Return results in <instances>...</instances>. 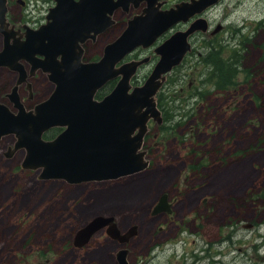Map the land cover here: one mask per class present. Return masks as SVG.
I'll return each instance as SVG.
<instances>
[{
  "label": "rangeland",
  "instance_id": "rangeland-1",
  "mask_svg": "<svg viewBox=\"0 0 264 264\" xmlns=\"http://www.w3.org/2000/svg\"><path fill=\"white\" fill-rule=\"evenodd\" d=\"M51 3L9 0L8 16L37 25ZM202 15L211 31L222 28L213 36L197 33L192 47L206 56L210 49L201 46L212 42L226 66L236 52L233 85L215 90L213 65L195 56L170 71L156 98L171 119L163 130L149 122L158 135L145 141L150 164L141 172L81 184L38 180L39 169L20 167L24 150L3 156L14 137L0 140V264H117L116 252L123 248L130 264H191L192 254L206 264L209 253L214 264H264V0H221ZM131 17L118 10L115 26L99 46H90L89 55L102 53ZM184 24L173 25L158 41ZM135 55H153V49ZM153 65L142 66L132 85L143 84ZM15 80L0 70V101L8 105L5 93ZM32 82L34 101L43 100L51 83L41 72ZM20 92L26 100L25 87ZM163 194L175 200L173 213L152 215ZM97 215L112 216L121 233L131 226L137 233L120 242L100 230L75 246L77 231Z\"/></svg>",
  "mask_w": 264,
  "mask_h": 264
},
{
  "label": "water",
  "instance_id": "water-1",
  "mask_svg": "<svg viewBox=\"0 0 264 264\" xmlns=\"http://www.w3.org/2000/svg\"><path fill=\"white\" fill-rule=\"evenodd\" d=\"M218 1L190 0L161 10L158 0H56L46 23L26 31L24 40L8 44L6 31L0 67L19 71V77L10 94L17 111L0 103V139L11 134L16 138L3 156L11 158L24 148L23 169L41 168L38 179H62L70 184L115 180L147 168L146 151L140 150L147 123H162L155 95L166 74L190 50L188 36L206 31L208 22L199 17L187 30L175 32L158 45L155 52L159 60L140 86L132 87L130 80L147 58L115 66L136 47L151 46L174 24L200 15ZM140 2H146L143 13L128 19L121 34L104 46L102 57L96 62H81L80 44L108 28L114 22L110 16L115 9L126 10L130 3L138 6ZM6 4L7 0H0L1 28L7 24ZM20 61L31 64V74L38 69L48 72L55 83L51 95L32 110L25 109L17 93L18 85L27 77ZM119 75L108 95L101 101L93 99L99 87ZM54 126L64 129L54 139L44 140L42 134ZM160 212L171 213L167 194L159 197L151 214ZM103 229L120 242L137 233L136 226L121 233L112 216L97 215L77 231L74 245L83 246ZM127 255L125 248L117 251V264H129Z\"/></svg>",
  "mask_w": 264,
  "mask_h": 264
},
{
  "label": "flooded vegetation",
  "instance_id": "flooded-vegetation-1",
  "mask_svg": "<svg viewBox=\"0 0 264 264\" xmlns=\"http://www.w3.org/2000/svg\"><path fill=\"white\" fill-rule=\"evenodd\" d=\"M26 1L27 0H17V2L20 3V5L22 6H25L26 5ZM37 1V0H36ZM77 1V0H76ZM190 0H180L179 2H176L174 4H172L171 6H166L165 4V0H158L159 3H162V5L160 6V9L163 10V9H168V8H172L174 7L176 4H179L181 2H189ZM9 4V0H7V10H6V14H5V17H6V21H7V24L1 28L0 26V35H1V39H2V46L3 44L5 43V37H6V33L8 32L9 33V36H8V41L7 43L8 44H12L13 41H22L25 39V33L26 31L28 30H36L38 29L42 24H44L47 20H46V15H48V13L50 12V9L53 8L55 5H56V0H52V3L49 4L47 7H46V13L44 15V21L43 22H40L38 23L37 25H30V24H27V23H20V22H16L12 19V17H9V8H8V5ZM146 7V2H140L138 6H134L133 3H130V5L128 6V8L126 10L124 9H121V8H118V9H115L112 13V15L110 16L111 19L114 21L108 28H106L103 32L99 33L96 37L94 38H88L85 42H83L82 44H80V47H78L79 50H81V57H80V60L81 62H96L98 61L102 54H103V50H104V47H103V50H102V53L100 51L97 52V54H91L89 55V52H90V46L95 49V46H99V42H100V39L101 37L108 31L110 30L113 26H115L116 24V20H115V15L117 13L118 10H121L122 12L130 15V16H134V15H138V14H142L143 13V9ZM140 8V10L138 11V9ZM201 17H203V15L201 14ZM204 19H206L205 17H203ZM129 19V18H128ZM195 19H197V16H194L192 18H190L187 22H184V27L180 30H176L175 32H178V31H185L189 24L194 21ZM207 20V19H206ZM127 21V20H126ZM208 22V20H207ZM180 22H178L177 24H179ZM176 24V25H177ZM220 28V27H219ZM222 28V26H221ZM220 28V29H221ZM220 29L218 31H220ZM7 31V32H6ZM217 31V32H218ZM6 32V33H5ZM197 33H208L210 36H213L214 33H216V30L214 31H211L210 30V24L208 22V27H207V30L206 31H202V30H198L194 33H192L190 36H188V41L190 43V50L186 53V55L184 56L181 64L183 63V61H189L191 62V59L193 56H195L199 62H204V63H210L211 62V52H212V42L211 43H203L201 48L202 49H205V48H208L210 49V54L209 56L206 55V56H203L204 52L202 51H199V50H195L193 47H192V43H191V38L193 36H195ZM164 35V34H163ZM162 35V36H163ZM207 35V34H206ZM160 36L156 42L152 45V46H149V47H142V46H139L137 47L131 54H129V57L128 60L132 61V60H139V59H142V58H147L148 62L147 63H151V64H155V62L158 60V55L154 52V48L155 46H157L158 44H160L161 42H163L165 39H163L161 42H159L158 40H160V38L162 37ZM107 44V43H106ZM105 44V45H106ZM104 45V46H105ZM147 49H153V55H144V56H141V55H135V56H132L134 55L137 51L139 50H147ZM78 50V52H79ZM215 52V51H214ZM40 58H43V56H39ZM189 58V59H188ZM61 59L60 56H58L56 58L57 61H59ZM22 64L24 65V68L26 70V80L25 82H23L22 84H20L17 88V93L18 95L20 96V100L21 102L23 103L24 107L26 110H32L34 109L35 105H37L39 102L41 101H37L35 100L34 101V90H35V86L33 85V79L36 78V75L38 72H41V73H44L47 80L51 83V89L50 91L47 93V96L44 98V99H47L51 93L54 91V88H55V83L52 82L48 75L49 73L48 72H44L42 71V69H38L36 70L33 74H31V64L29 62H22ZM142 68V66H139L137 71H136V75L138 73V71ZM2 69H6L7 71L9 72H12L13 74L16 75V80H15V83L13 86L10 87L9 91L5 93V98L7 99L8 103H9V107L12 108L13 106H11V103H13L11 100H10V94H11V91L13 89V87L16 85V81L19 77V71H14V70H11L10 68H7V67H1L0 70ZM120 77V75L118 76ZM117 80V78H112L110 79L109 81H107L105 84H103L101 87H99L96 91V93L94 94V97L93 99L94 100H101L107 93H105V89L110 86V83H112L113 81ZM116 83V81H115ZM29 86V87H28ZM115 86V84H114ZM113 86V87H114ZM188 86L191 88L194 86V83H193V80H191L189 83H188ZM25 87L26 91H27V99L24 100L22 95H21V88ZM43 99V100H44ZM151 127H149V129L147 130V132L145 133V136H144V143L146 141V139H148L151 135L154 137V139L157 137V133H151ZM64 129V127H59V126H54V127H51L50 129L46 130V133L47 135H49L48 139L47 140H51L53 138H55L60 132H62V130ZM158 129V127H157ZM148 155V154H147ZM128 177V176H126ZM130 177V176H129ZM168 196V194H167ZM167 200L169 201V197H167ZM174 199L173 201H169L170 204H171V207H172V213H173V206H174ZM163 213V212H161ZM159 214V213H158ZM171 214V213H170ZM217 242V240H216ZM220 242V241H219ZM217 246H218V249H220V244L217 243ZM192 258V263L191 264H204L203 263V259L204 258H200V256H196V255H191L189 256ZM209 258L210 261L207 262L206 264H214V261L211 260V257H212V254H208L206 256V258ZM185 258V263H186V258L187 257H184ZM168 262V261H167ZM217 264H221L220 261L217 263Z\"/></svg>",
  "mask_w": 264,
  "mask_h": 264
},
{
  "label": "trees",
  "instance_id": "trees-1",
  "mask_svg": "<svg viewBox=\"0 0 264 264\" xmlns=\"http://www.w3.org/2000/svg\"><path fill=\"white\" fill-rule=\"evenodd\" d=\"M216 52H212L211 57H212V62L211 64L214 67V72H213V78H214V84L216 85L215 90L217 91H223L225 87L233 85V77H234V70H236V52L234 55V58L229 59V64L226 66L223 64V62L215 56ZM239 61V60H238ZM160 109L163 112L164 116V121L166 122L167 120H170V112L169 111H164L166 109L163 108V106H159ZM164 129V128H163Z\"/></svg>",
  "mask_w": 264,
  "mask_h": 264
}]
</instances>
